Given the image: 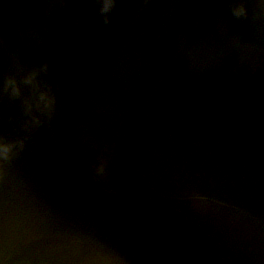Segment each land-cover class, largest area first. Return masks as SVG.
I'll list each match as a JSON object with an SVG mask.
<instances>
[{
  "label": "water",
  "instance_id": "water-1",
  "mask_svg": "<svg viewBox=\"0 0 264 264\" xmlns=\"http://www.w3.org/2000/svg\"><path fill=\"white\" fill-rule=\"evenodd\" d=\"M0 145V264H264V0H0Z\"/></svg>",
  "mask_w": 264,
  "mask_h": 264
},
{
  "label": "clouds",
  "instance_id": "clouds-1",
  "mask_svg": "<svg viewBox=\"0 0 264 264\" xmlns=\"http://www.w3.org/2000/svg\"><path fill=\"white\" fill-rule=\"evenodd\" d=\"M41 99L43 100L44 97L42 96ZM45 103H47V102L45 101ZM7 151H8V146L0 145V153H6Z\"/></svg>",
  "mask_w": 264,
  "mask_h": 264
}]
</instances>
